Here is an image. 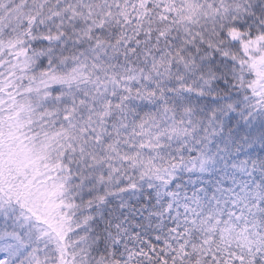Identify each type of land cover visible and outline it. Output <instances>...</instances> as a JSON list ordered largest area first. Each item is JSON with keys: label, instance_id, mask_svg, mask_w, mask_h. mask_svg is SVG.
<instances>
[{"label": "snow or ice", "instance_id": "obj_1", "mask_svg": "<svg viewBox=\"0 0 264 264\" xmlns=\"http://www.w3.org/2000/svg\"><path fill=\"white\" fill-rule=\"evenodd\" d=\"M0 264H264V0H0Z\"/></svg>", "mask_w": 264, "mask_h": 264}]
</instances>
